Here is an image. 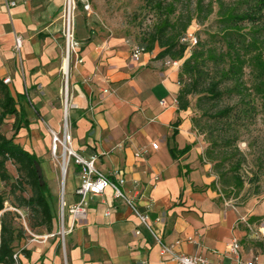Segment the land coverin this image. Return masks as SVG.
<instances>
[{
	"label": "crops",
	"instance_id": "0c3cea01",
	"mask_svg": "<svg viewBox=\"0 0 264 264\" xmlns=\"http://www.w3.org/2000/svg\"><path fill=\"white\" fill-rule=\"evenodd\" d=\"M8 1L16 6L9 9ZM31 7L30 0H0V79H12L15 97L27 88L56 84L61 73L51 36L29 32ZM17 35L25 39L20 54L14 48ZM83 46L84 63L72 74L75 148L86 158L96 155L97 168L112 178L123 173V190L149 213L162 243L173 245L175 252L236 264L229 250L237 239L242 259L257 255V264H264V194L236 206L222 202L213 189L215 177L202 144L187 114L178 110V63H165L156 51L135 61L137 45L124 39ZM60 120L57 109L51 127L60 130ZM64 250L65 256L55 236L32 240L30 257L21 254V264H177L162 255L161 245L110 191L96 197L88 220L74 228Z\"/></svg>",
	"mask_w": 264,
	"mask_h": 264
},
{
	"label": "rangeland",
	"instance_id": "374dc122",
	"mask_svg": "<svg viewBox=\"0 0 264 264\" xmlns=\"http://www.w3.org/2000/svg\"><path fill=\"white\" fill-rule=\"evenodd\" d=\"M30 1L34 22H30L29 32L51 36L52 42L50 40L49 43L57 49L54 62L55 65L61 64V73L58 74V82L52 86H36L33 90L27 88L29 92L25 88L23 97L16 95L19 105L26 109L30 118V128L22 129L16 135L15 143L44 161L45 188L53 196L49 197V201L58 220L55 238L59 239L65 256L58 215L63 196L68 203L80 201V197L74 194L79 179L78 174H74L72 161L63 190L62 158L53 157L50 151V130L53 129L50 119L57 109L60 110L62 126L67 85L69 102L74 90L72 74L75 58H70L67 79L66 38L63 33L67 0ZM75 2V38L80 43L81 56L84 42H107L115 38L124 39L130 45L147 46L156 35L163 42H174V52L185 47L182 60L171 57L159 59L173 65L177 62L181 88L194 91L189 96L190 107L184 112L202 144L203 159L211 167L210 174L215 177L213 189L217 190L222 202L236 206H243L248 200L263 195L264 72L259 70V58L261 55L264 58V0ZM85 5L90 6L88 10ZM245 12L254 13V19L237 20L235 16ZM253 43L256 45L253 46ZM155 51H161L159 44L155 45ZM189 58L191 63L184 69L183 64ZM214 84L218 86L217 95L210 93ZM11 89L15 90V87ZM14 121V116H8L0 125V135L11 138ZM52 124L57 123L53 121ZM7 169L11 178L7 182L0 180V193L6 200L4 211L10 214L8 223L17 236L15 252L20 255L28 250V244L33 240L28 229L38 235H45L47 230L40 225L41 215L22 205L23 199L31 196V189L21 184L17 166L8 162ZM261 219L264 223V217ZM19 261L21 264V259Z\"/></svg>",
	"mask_w": 264,
	"mask_h": 264
},
{
	"label": "built area",
	"instance_id": "2783aa9c",
	"mask_svg": "<svg viewBox=\"0 0 264 264\" xmlns=\"http://www.w3.org/2000/svg\"><path fill=\"white\" fill-rule=\"evenodd\" d=\"M88 2V0H87ZM9 7H15V2H9ZM77 4L75 0H67L64 8V21H63V33L66 38V43H71L70 45V57L75 58V68L84 63L83 56L80 55V43L76 41V18L75 10ZM90 6L85 5V9L88 10ZM24 38L22 35H17L15 37V51L20 54L24 47ZM148 52L140 47L135 46L132 51V58L135 61L141 59V57ZM153 53V52H152ZM150 53V54H152ZM157 58V57H156ZM67 79L69 78V72L67 73ZM4 83L8 86L12 84V79L10 77L3 79ZM65 104V115L63 123L60 130H50V151L53 157L62 158V175L64 178L68 176L70 165L74 161L75 169L74 174H78L79 183L75 191V195L80 197V201L72 205H69L65 200L64 196L61 201V206L59 210V224H60V236L61 241L63 242L64 249L66 245L67 237L73 232L74 228L78 225L84 223L88 220L89 211L92 206V201L99 196H104L107 191H110L113 198L122 201L132 213L139 219L140 224L144 226L155 238L157 243L161 245L162 255L169 256L172 261L177 264H213L209 259L200 256V255H189L183 253H177L174 250L173 245H166L162 243V237L151 224L150 215L148 212H142L135 199L125 193L123 186L125 184V178L121 171H117L114 178L105 174L103 171L97 168L96 161L97 156L92 155L89 158H86L82 155L81 151L75 148L74 145V136H73V126L71 118L69 120V114L71 110L76 109L77 105L72 102H69V98ZM72 98V97H71ZM70 110V113H69ZM154 149H158L157 144H153ZM136 157H140V153L136 154ZM64 167V172H63ZM65 184L63 183V190ZM158 222L161 219L157 220ZM137 235L141 234V230L136 231ZM55 235H44V236H35L33 241H43L46 242L50 237ZM229 252L236 257V264H257L258 256L253 255L250 261H245L241 257V245L237 239H234L230 244ZM14 259L17 264H20L19 253L14 255ZM216 264H224L223 262H218Z\"/></svg>",
	"mask_w": 264,
	"mask_h": 264
},
{
	"label": "trees",
	"instance_id": "16d2710c",
	"mask_svg": "<svg viewBox=\"0 0 264 264\" xmlns=\"http://www.w3.org/2000/svg\"><path fill=\"white\" fill-rule=\"evenodd\" d=\"M254 13L245 12L242 15H236L235 17L239 21H245L248 19H254ZM159 44L161 51L157 55V58H166L171 57L176 60H182L184 58L185 47H182L179 51L174 52L176 45L174 42H163L160 39V36L154 35L147 46L138 45L144 48L148 53L155 51V45ZM253 46L256 43L252 44ZM251 46V44L249 45ZM191 58L187 59L183 68H187L191 63ZM260 68L259 70L264 72V58L263 55L259 58ZM218 86L214 84L210 88L211 94H218ZM194 91L190 88H181L178 95V110L187 111L190 107L189 96ZM25 94H17L18 97H23ZM8 116H14L15 121L13 124L14 134L11 138L6 137L5 135H0V180L7 182L10 180V174L7 169V163L12 162L18 168L19 173L21 174L20 182L22 185H27L31 189V196L28 199H23V206L33 209L35 212L41 215V226H44L47 230L45 235L54 234L56 237L57 233V223L58 220L54 216L52 207L49 201V197L53 198L49 189L46 186L44 179V171L42 168L43 161L35 154L30 153L20 144L15 143L16 135L22 129L29 130L30 128V118L28 117L26 109L19 105L16 97L13 95L12 89L10 86L6 85L2 79H0V125L4 123ZM178 124V122H177ZM190 148L187 149V151ZM187 151H184L187 152ZM5 198L0 193V214L1 216V230H0V264H17L14 259L16 251V240L17 236L15 235V230L8 223L9 212L5 210ZM17 210V209H16ZM55 226V228H54ZM31 239H34L35 236H44L38 235L32 232L31 229H28ZM25 234V233H24ZM22 253H20L21 255ZM19 255V256H20ZM23 255L30 257V251L26 250L23 252ZM21 259V257H19Z\"/></svg>",
	"mask_w": 264,
	"mask_h": 264
},
{
	"label": "bare ground",
	"instance_id": "6f19581e",
	"mask_svg": "<svg viewBox=\"0 0 264 264\" xmlns=\"http://www.w3.org/2000/svg\"><path fill=\"white\" fill-rule=\"evenodd\" d=\"M70 45H71V43L69 42V45H68V43H66V75H67V73L69 72V57H70ZM68 85H67V87H66V90H65V96H68ZM65 110H64V115H65ZM63 172H64V167H63ZM65 179L66 178H64V176H63V183H65ZM0 229H1V226H0Z\"/></svg>",
	"mask_w": 264,
	"mask_h": 264
}]
</instances>
